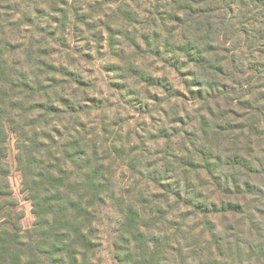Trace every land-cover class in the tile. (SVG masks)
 Instances as JSON below:
<instances>
[{
  "label": "trees",
  "instance_id": "1",
  "mask_svg": "<svg viewBox=\"0 0 264 264\" xmlns=\"http://www.w3.org/2000/svg\"><path fill=\"white\" fill-rule=\"evenodd\" d=\"M129 1L122 2L118 11L122 18L134 25L138 22V17L144 19V16L137 14L140 13L139 8L144 0ZM147 1L152 4V12L149 11L151 15L148 14L144 19L147 26L164 28L171 36L173 31L165 20L169 18L178 23L184 43L177 46L176 50L195 62L198 72L194 74V79L200 76V85H204L207 90L206 95L200 94V99H213L221 94H242L230 97L248 110L237 129L232 125L211 123L215 116L211 113L209 121L206 117H201L200 127L194 133L195 136L196 132L201 134L200 145L193 146L200 153V167L212 180L210 187L219 195L217 204L211 203L212 207L207 210L208 203L200 204V191L191 193V202L180 191L175 192L174 196L182 201L181 204L190 203L204 215H227L235 214L236 211L240 213L241 221L248 222L245 230L247 235L253 238L248 240L247 237L239 236L235 247L229 242L224 244L232 255H238L233 256L237 264H253L238 259L241 258V249L245 244L250 254L264 258V227H260L257 222L254 226L256 218L250 209L243 210V207L236 206V202H232L230 198L236 196L245 201L247 197H253L250 203L253 205L256 202V206H251V210L264 214V178L259 175L261 170L256 169L254 163L243 155L244 148L239 145V137L233 134L241 133L240 136L245 139L243 146L251 144L255 135L264 136V125L261 126L264 122V0ZM133 2L136 4L134 9ZM102 9L103 5L96 0H0V172L2 160L7 155L6 142L9 133H12L16 139V160L22 170L23 185L36 216L31 230L24 231L12 226V230L0 231V240L19 250L18 255L25 257L22 264H44L46 260L47 264H92L90 253L94 251L95 245L93 237L97 207L109 198L120 202L122 200L116 194L114 184L111 187L110 170L106 164L107 158L103 155L105 146H99L97 140L89 136L92 132L86 129L81 116V113L85 114L86 106L76 103L71 98L73 93L63 91V80L42 78V73H50L56 67L48 61L49 53L43 47L46 37L54 39L53 32L41 26L43 18L51 17L64 29V23L71 17L89 25L90 21L86 18L97 11L104 14ZM17 15L18 18L15 19ZM23 25H28L29 30H22ZM38 30L43 40L34 38ZM23 31L26 33L22 37L28 36L25 50L16 49V45L12 44L13 33ZM154 35L157 39L160 32L154 30ZM145 39L148 37L145 36ZM229 41H235L237 45L228 47L226 53L231 52L228 56H219V52L226 48ZM15 50L21 55L26 54L28 60L17 59ZM237 52L245 53L250 60L248 70L243 72L242 69H237L242 74L249 71L250 75L243 85L237 83L239 89L235 90L224 82L220 84L218 76H232L234 66L230 67V72L225 71L224 66L226 58L230 56L232 62V57ZM237 60L239 61V56ZM40 63L41 75L36 69H28L32 64ZM54 72L68 75L61 68L54 69ZM140 76L148 82L145 74ZM250 83L254 85L250 86ZM245 95L248 98H244ZM55 101H59L62 106L58 107ZM62 117L68 119L64 132L57 127L63 123ZM240 127L243 128L242 131H238ZM55 137L64 141H56ZM193 163L194 160L191 159L185 164L191 167L194 166ZM220 167L222 170L217 172ZM250 177L263 183L251 182ZM184 187L182 193L185 195L192 189V182L186 180ZM140 201V207L129 204L121 209V239L125 243L119 246L124 255L121 260L126 264H168L165 262V251L172 238L167 235L158 238L151 229L152 225L162 222L161 210L154 211L158 218L148 217L146 215L149 214ZM241 226L240 223L239 228L228 229L242 234L244 230ZM189 235L193 236L194 233ZM34 236L37 237L36 242L32 243ZM215 240L218 239L215 237ZM217 243L220 247L218 241ZM193 246L198 250L199 242L196 240ZM27 249L31 252L28 253ZM212 253L208 252L206 257L210 254L212 256ZM39 258H43V262ZM206 263L220 264L222 261L211 259ZM198 264L203 262L199 261Z\"/></svg>",
  "mask_w": 264,
  "mask_h": 264
},
{
  "label": "rangeland",
  "instance_id": "2",
  "mask_svg": "<svg viewBox=\"0 0 264 264\" xmlns=\"http://www.w3.org/2000/svg\"><path fill=\"white\" fill-rule=\"evenodd\" d=\"M96 1L103 5L104 14L93 12L86 18L90 21L89 25L75 17L66 20L64 29L51 17L45 16L41 21L42 27L53 32L54 39L46 37L43 43L49 53L48 61L56 65L54 69L61 68L68 72L64 76L53 69L50 73H42V78L63 80V91L73 93L71 98L86 106L85 114L81 113L86 129L92 132L89 136L97 140L99 146H105L103 155L107 158L111 187L114 184L116 194L122 198L121 202L109 198L97 207L91 263L126 264L121 260L124 255L119 247L125 244L121 239V209L129 204L140 207L139 201L142 200L140 202L149 214L146 216L156 219L158 215L154 211L161 210L162 222L151 227L154 234L158 238L164 235L172 238L165 251L166 263L198 264L200 261L207 264L206 261L217 259L218 262L222 261L220 264H237L233 256L238 255H232L224 242L235 247L237 237H247L248 240L253 238L250 239L245 231L248 222L241 221L242 215L237 211L227 215H204L190 203L181 204L182 201L174 193L180 191L191 202V193L200 191V204L208 203L207 210L212 207L211 203L217 204L219 195L210 187L212 180L200 167V153L194 148L200 145L201 134L196 132L195 136L194 133L200 127L201 117H206L209 121L211 113L215 115L211 123L232 125L237 129L248 110L230 97L242 94H221L213 99H200V94L206 95L207 90L204 85H200V76L194 79V74L198 72L195 62L176 50L177 46L184 43L178 23L169 18L165 20L173 31L171 36L164 28L147 26L144 19L149 11L152 12V4L147 0L139 8L140 13L137 12L144 19L138 17V22L134 25L122 18L118 11L122 2H130L129 0ZM132 6V9L136 8L135 2ZM25 28L29 30L30 27L23 25L22 30ZM154 30L160 32L157 39ZM25 33H13L12 44L16 45V49L25 50L28 42V36L22 37ZM35 34V39L43 40L40 31ZM167 40L170 47L166 45ZM232 44L236 46L237 42L229 41L226 48L219 52V56H228L231 52L226 51ZM14 53L17 59L28 60L26 54L21 55L18 50ZM249 62L248 56L240 52L232 57V62L230 56L226 58L225 71L230 72L232 66L234 71L230 78L220 74V84L224 82L230 89L232 86L238 90L237 83L243 85L250 75L249 71L242 74L238 69L243 72L248 70ZM28 69H36L41 75V63L32 64ZM141 74H145L149 83L144 81ZM253 85L250 83V86ZM244 98L248 97L245 95ZM55 104L62 106L59 101H55ZM66 118L62 117L63 123L57 126L61 132L68 125ZM263 125L264 122L261 123ZM242 130V127L238 129ZM226 134L232 133H224ZM233 134L239 137V145L244 148L243 155L254 163L256 169L261 170L259 175L264 178V136L255 135L251 144L243 146L245 139L240 136L241 133ZM55 140L64 141L58 137ZM15 142V135L9 133L7 155L2 160L0 172V231L12 230V226L24 231L31 230L36 222L33 205L23 185L22 170L16 160ZM191 159L194 160V166H186L185 163ZM221 170L220 167L216 171ZM186 180H190L193 187L184 195L182 188H185ZM251 182L263 183L253 177ZM252 198L247 197L244 201L241 197L233 196L230 200L236 202V206L243 207V210L250 209L256 218L254 226L258 223L260 227H264V214L251 210V206H256V202L253 205L250 203ZM240 223L242 226L244 224L241 226L244 230L242 234L228 229L239 228ZM191 232L194 233L193 236L189 235ZM36 238L34 236L31 242L35 243ZM196 240L199 242L198 250L193 246ZM130 246L134 247L133 243ZM206 246L213 248L207 249ZM247 250L245 244L238 260L253 264L264 261V258L250 254ZM27 252L31 250L27 249ZM208 252H213V255L206 257ZM39 259L43 262V258ZM43 263L48 262L46 260Z\"/></svg>",
  "mask_w": 264,
  "mask_h": 264
},
{
  "label": "clouds",
  "instance_id": "3",
  "mask_svg": "<svg viewBox=\"0 0 264 264\" xmlns=\"http://www.w3.org/2000/svg\"><path fill=\"white\" fill-rule=\"evenodd\" d=\"M18 251L6 241L0 240V264H22L25 257L19 256ZM261 264H264V261Z\"/></svg>",
  "mask_w": 264,
  "mask_h": 264
}]
</instances>
